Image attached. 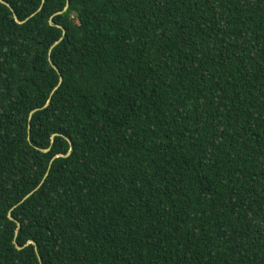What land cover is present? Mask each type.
I'll use <instances>...</instances> for the list:
<instances>
[{"label":"trees","instance_id":"trees-1","mask_svg":"<svg viewBox=\"0 0 264 264\" xmlns=\"http://www.w3.org/2000/svg\"><path fill=\"white\" fill-rule=\"evenodd\" d=\"M3 2L0 264H264V0Z\"/></svg>","mask_w":264,"mask_h":264},{"label":"water","instance_id":"water-1","mask_svg":"<svg viewBox=\"0 0 264 264\" xmlns=\"http://www.w3.org/2000/svg\"><path fill=\"white\" fill-rule=\"evenodd\" d=\"M1 2H3V0H0ZM3 3H5L6 5H8L6 2H3ZM68 5L66 6V8H65V11L68 9ZM60 14V13H59ZM17 21L19 22V23H24V22H21L20 20H18L17 19ZM59 28H62L61 26H59V25H57ZM62 30H63V36H65V34H66V31H65V29L64 28H62ZM51 64L53 65V67L55 68V69H57L56 68V66L51 62ZM60 82H62V78L60 79ZM49 105V103L47 104V106ZM34 113V112H33ZM32 113V114H33ZM71 154V151H69V153L67 154V156H69ZM45 181V180H44ZM44 181H43V183H44ZM30 196V195H29ZM29 196H27L25 199H27ZM10 217V219L12 220V221H15L16 223H17V226H18V230L21 228V223L19 222V221H17V220H15L14 218H12V216L10 215L9 216ZM18 232V231H17ZM29 244H33L35 247H36V250H37V244L35 243V242H33V241H30L29 242ZM19 249H21L20 247H18Z\"/></svg>","mask_w":264,"mask_h":264}]
</instances>
